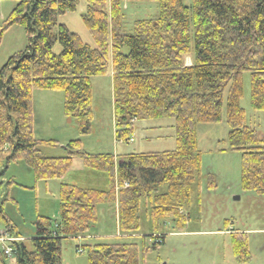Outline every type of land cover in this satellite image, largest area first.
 Wrapping results in <instances>:
<instances>
[{
	"label": "trees",
	"instance_id": "1",
	"mask_svg": "<svg viewBox=\"0 0 264 264\" xmlns=\"http://www.w3.org/2000/svg\"><path fill=\"white\" fill-rule=\"evenodd\" d=\"M79 1L17 0L0 29V43L14 25L26 35L24 49L0 68V163L21 162L39 182L62 178L78 157L84 167L106 174L108 188L61 184L59 220L36 216L30 248L15 240L18 230L4 212L13 199L6 194L0 199V223L13 238L12 253L0 251V264H62V241L86 239L100 204H114L118 236L83 245L86 264H145L149 252L164 245L158 232L166 221L174 233L184 230L186 207L200 185L197 128L220 123L223 113L229 150L241 157L240 189L264 196V138L244 126L240 107L242 74L249 72L250 106L264 112V0H153L158 18L135 21L131 34L123 30L124 0H84L81 21L93 48L58 22ZM107 73L115 141L132 142L135 124L152 122L153 129L165 121L174 148L89 154L76 139L65 145L66 156L45 157L39 146L55 141L34 137L33 91L62 92L63 114L74 120L79 136H86L93 118L90 79ZM142 202L154 235L138 236ZM229 236L236 261L248 263L247 234L230 230Z\"/></svg>",
	"mask_w": 264,
	"mask_h": 264
},
{
	"label": "rangeland",
	"instance_id": "2",
	"mask_svg": "<svg viewBox=\"0 0 264 264\" xmlns=\"http://www.w3.org/2000/svg\"><path fill=\"white\" fill-rule=\"evenodd\" d=\"M186 4L190 0H184ZM17 4V0H0V29ZM85 1L80 0L75 11L58 17L71 32L90 47H95L88 30L81 21ZM123 30L132 33L133 23L138 20H156L159 15L158 3L153 0L123 1ZM26 45V35L22 27L11 26L2 36L0 43V68L13 54L22 51ZM59 46L53 48L58 53ZM127 51V50H126ZM184 63L190 64L186 57ZM92 111L91 132L79 136L75 122L63 114V93L60 91H33V133L35 138L53 140V146H39L45 157H64L68 154L65 145L70 140L80 139L82 152L89 154L139 153L172 150L174 148L171 130L165 128L167 122L160 121L151 129L150 123L134 125L133 141L118 143L114 138L111 75L91 77ZM243 95L240 107L245 114L244 126L255 130L264 138V112L254 111L250 106L249 72L242 74ZM159 127V128H158ZM228 127L223 119L218 124L200 125L197 128V148L201 153L200 185L191 196L185 213L187 223L182 232L174 233L171 222L166 221L158 234L164 236V245L151 251L145 264H240L230 248V230L247 234L251 259L246 264H264V196L243 192L240 189L241 157L229 150ZM75 163L80 167L76 168ZM75 157L68 172L62 179L36 182L32 171L21 162H11L8 166L0 163V199L9 195L4 212L16 226L24 243L30 248V238L34 234L33 222L36 216L59 220L58 189L60 182L81 188L106 190L107 176L103 172L81 166ZM83 169V170H81ZM105 181V185H104ZM8 182H10L8 184ZM142 202L138 236L152 233L146 210ZM98 221L90 229L93 236L86 239H66L62 241V264H86L85 251L77 252L85 244L110 241L118 236L117 212L114 204L97 206ZM231 224L225 226V222ZM0 223V231L3 230ZM16 240V239H15ZM19 241V240H17ZM21 241V240H20ZM150 244V241H146ZM4 244L0 242V251ZM12 263V259H8Z\"/></svg>",
	"mask_w": 264,
	"mask_h": 264
},
{
	"label": "crops",
	"instance_id": "3",
	"mask_svg": "<svg viewBox=\"0 0 264 264\" xmlns=\"http://www.w3.org/2000/svg\"><path fill=\"white\" fill-rule=\"evenodd\" d=\"M190 63H191V61H190ZM185 65H186V64H185ZM189 65H190V64H189ZM110 75H111V73H110ZM38 139H42V138H38ZM122 154H127V153H122ZM75 165H76V168H77V167H78V168H82V167H80L79 163H75ZM81 166H82V163H81ZM81 170H83V169H81ZM60 179H62V178H60ZM106 182H107V181H106ZM61 184H66V182H60L59 186H60ZM104 185H105V181H104ZM235 231H237V232H241V231H238V230H235ZM242 231L244 232V231H248V230H242ZM18 233H19V231H18ZM32 237H33V235H32ZM32 237L30 238V240L32 239ZM92 237H93V236H91V235L89 234V235L86 236V240H90V241H91V240H92V239H91ZM11 239H13V238H11V236H10L9 234H7V233L4 231V229L0 231V242L4 244L2 251H3L6 247H9V240H11ZM77 239H79V238H76V239H74V240H77ZM16 240H21L23 243H24V241H25V239L21 236L20 233H19L18 237L16 238Z\"/></svg>",
	"mask_w": 264,
	"mask_h": 264
},
{
	"label": "built area",
	"instance_id": "4",
	"mask_svg": "<svg viewBox=\"0 0 264 264\" xmlns=\"http://www.w3.org/2000/svg\"><path fill=\"white\" fill-rule=\"evenodd\" d=\"M127 185L124 184V187H126ZM4 253L8 256V257H11V249L10 248H5L4 249Z\"/></svg>",
	"mask_w": 264,
	"mask_h": 264
}]
</instances>
